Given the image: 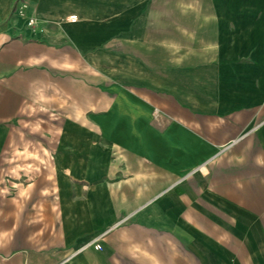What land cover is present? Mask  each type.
Listing matches in <instances>:
<instances>
[{
  "label": "crops",
  "instance_id": "obj_1",
  "mask_svg": "<svg viewBox=\"0 0 264 264\" xmlns=\"http://www.w3.org/2000/svg\"><path fill=\"white\" fill-rule=\"evenodd\" d=\"M0 264H264V0H0Z\"/></svg>",
  "mask_w": 264,
  "mask_h": 264
},
{
  "label": "built area",
  "instance_id": "obj_2",
  "mask_svg": "<svg viewBox=\"0 0 264 264\" xmlns=\"http://www.w3.org/2000/svg\"><path fill=\"white\" fill-rule=\"evenodd\" d=\"M34 22H35V18L32 17V18L29 20V23H30V24H34Z\"/></svg>",
  "mask_w": 264,
  "mask_h": 264
}]
</instances>
